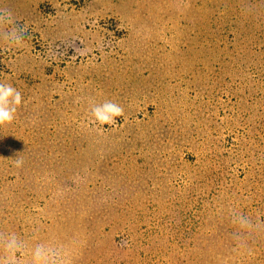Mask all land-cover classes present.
<instances>
[{"label": "rangeland", "instance_id": "rangeland-1", "mask_svg": "<svg viewBox=\"0 0 264 264\" xmlns=\"http://www.w3.org/2000/svg\"><path fill=\"white\" fill-rule=\"evenodd\" d=\"M0 84V264H264V0H0Z\"/></svg>", "mask_w": 264, "mask_h": 264}, {"label": "clouds", "instance_id": "clouds-1", "mask_svg": "<svg viewBox=\"0 0 264 264\" xmlns=\"http://www.w3.org/2000/svg\"><path fill=\"white\" fill-rule=\"evenodd\" d=\"M21 100V94L15 88L0 84V125L12 122L16 106L21 104ZM94 114L102 124L114 123V117L122 115L123 109L113 103H105L104 111L95 110Z\"/></svg>", "mask_w": 264, "mask_h": 264}, {"label": "trees", "instance_id": "trees-1", "mask_svg": "<svg viewBox=\"0 0 264 264\" xmlns=\"http://www.w3.org/2000/svg\"><path fill=\"white\" fill-rule=\"evenodd\" d=\"M44 175H48V171H44V173H43ZM53 174V178L54 179H52V180H50V182L52 183V184H54V185H56L58 188H59V197H63V198H65L64 196H65V193H66V187H65V185H62V184H60L56 179H55V176H56V174H54V173H49V176H51ZM26 175H28L29 176V173H27L26 171L24 172V174H23V178L26 176ZM79 175V173L78 174H75V175H73L72 176V179H78V180H82L80 177H77ZM15 177H19V173L17 172V171H15ZM22 177H19L18 179H20V178H22ZM25 181L26 180H24L23 179V183H25ZM67 183L69 182L68 180L66 181ZM12 185H13V189H11V191H14V189L15 190H17V188H16V186L12 183ZM82 184H80V186H81ZM80 186L79 187H77V194H79L80 193ZM20 192V191H19ZM19 192H18V190L16 191V195L17 194H19ZM23 192H24V195H25V198L26 199H28V200H32V201H36L37 203H39L40 204V202L42 201V198L43 197H46V196H49V194L48 193H46L45 192V190L44 191H38V190H35V191H26V190H23ZM37 199V200H36ZM81 208V205H78V207H77V209L79 210ZM90 210H93V208H91L90 207ZM2 212H3V210H2ZM95 212H98V211H95ZM0 213H1V209H0ZM1 218H2V215L0 216ZM3 220V219H2ZM1 220V221H2ZM41 220H43L44 221V219H41ZM50 222V220H47L46 222ZM0 225H2V224H0ZM5 226V225H4ZM223 230H225L226 232H228V230L227 229H225V228H223ZM210 232H211V234H214V230H210ZM218 236H220V234H221V230H220V225L218 224L217 225V228H216V232H215ZM252 235H253V232H252ZM225 241H227V240H225ZM117 244H119L120 246H122V244L119 242V239H118V243ZM228 245V241L227 242H225V243H223V247L221 248V249H217L218 251H220V252H223V248H226V246ZM18 255V254H17ZM57 258V260H61L60 259V257L58 258V256L55 254V253H53L51 256H50V261L51 260H54V259H56ZM8 264H13V260H9V262H8Z\"/></svg>", "mask_w": 264, "mask_h": 264}]
</instances>
